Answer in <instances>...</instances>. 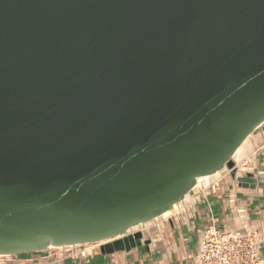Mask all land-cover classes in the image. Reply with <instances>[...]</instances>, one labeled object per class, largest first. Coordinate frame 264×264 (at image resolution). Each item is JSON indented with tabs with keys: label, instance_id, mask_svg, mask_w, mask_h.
Here are the masks:
<instances>
[{
	"label": "water",
	"instance_id": "1",
	"mask_svg": "<svg viewBox=\"0 0 264 264\" xmlns=\"http://www.w3.org/2000/svg\"><path fill=\"white\" fill-rule=\"evenodd\" d=\"M263 124L264 0H0V257L149 245Z\"/></svg>",
	"mask_w": 264,
	"mask_h": 264
},
{
	"label": "crops",
	"instance_id": "2",
	"mask_svg": "<svg viewBox=\"0 0 264 264\" xmlns=\"http://www.w3.org/2000/svg\"><path fill=\"white\" fill-rule=\"evenodd\" d=\"M249 138L244 158L251 156L253 172L245 178L223 173L220 186L206 202L184 211L178 208L169 218L141 226L137 231L143 233L144 241H150L149 245L110 255H103L99 249L87 259H60L54 251H46L0 257V264H193L199 232L212 219L220 229L252 226L264 236V124ZM262 250L264 254V244Z\"/></svg>",
	"mask_w": 264,
	"mask_h": 264
},
{
	"label": "built area",
	"instance_id": "3",
	"mask_svg": "<svg viewBox=\"0 0 264 264\" xmlns=\"http://www.w3.org/2000/svg\"><path fill=\"white\" fill-rule=\"evenodd\" d=\"M250 158L241 160L233 158L234 167L232 169L226 168L210 182L199 179L186 199L177 205L179 210L184 211L195 207L202 201L206 202L209 196L220 186L224 179L223 173H233L239 178L248 177L253 172ZM159 219H163V217ZM164 220L167 221L168 219ZM263 244L264 236L255 227L220 229L216 226L215 220L212 219L211 223L199 232L198 250L193 257V264H264ZM99 249L100 246L84 244L50 248L48 251H54V254L60 259H87Z\"/></svg>",
	"mask_w": 264,
	"mask_h": 264
},
{
	"label": "bare ground",
	"instance_id": "4",
	"mask_svg": "<svg viewBox=\"0 0 264 264\" xmlns=\"http://www.w3.org/2000/svg\"><path fill=\"white\" fill-rule=\"evenodd\" d=\"M250 141V138H248L244 144L239 148V150L236 152L235 156H234V159L235 160H239L243 151L245 150L246 146L248 145V142ZM219 176V173L213 175V176H210V177H206V178H202L203 181H206V182H210L211 180L217 178ZM178 209V206L175 205L174 206V210H177ZM172 212H167L165 213L162 217L164 218H169L171 216ZM139 229V227H136V228H133L132 230H130L131 232L133 231H137ZM130 232V233H131ZM92 245H95V246H101L102 244H92Z\"/></svg>",
	"mask_w": 264,
	"mask_h": 264
},
{
	"label": "rangeland",
	"instance_id": "5",
	"mask_svg": "<svg viewBox=\"0 0 264 264\" xmlns=\"http://www.w3.org/2000/svg\"><path fill=\"white\" fill-rule=\"evenodd\" d=\"M248 143H249V142H248ZM245 150H246V149H245ZM245 150L243 151V153H242V155H241V157H240L239 160H241V159L244 158V156H245ZM139 230H142V227H141V226L139 227Z\"/></svg>",
	"mask_w": 264,
	"mask_h": 264
}]
</instances>
